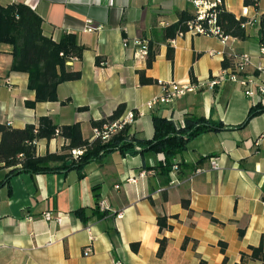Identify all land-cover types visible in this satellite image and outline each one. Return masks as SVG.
<instances>
[{
  "label": "crops",
  "instance_id": "obj_1",
  "mask_svg": "<svg viewBox=\"0 0 264 264\" xmlns=\"http://www.w3.org/2000/svg\"><path fill=\"white\" fill-rule=\"evenodd\" d=\"M13 1L32 8L42 18L43 34L54 41L63 33L76 35L83 51L67 66L79 69L81 76L59 83L56 101L30 106L35 94L27 74L9 70L11 47L0 45V124L23 128L48 116L60 126L78 123L82 137L91 141V122L124 104L121 116L134 114L127 124L134 139L153 137V115L177 127L195 115L226 128L190 139L173 158L178 171L175 178L170 172L167 181L152 168L164 163L163 153L119 150L86 164L81 174L70 169L11 176L0 186V264H222L223 259L238 264L250 246L261 245L264 252V111L244 123L259 97L246 96L243 87L226 78L221 64L225 56L233 60L247 53V72H254L264 0L248 6L255 22L246 26L244 40L188 31L167 39L164 28L178 20V12L195 14L193 0H0ZM221 1L227 11L243 16V0ZM88 21L98 28L86 30ZM136 41L155 51L151 66L146 56L135 55ZM140 71L155 82L141 85ZM213 79L221 81L210 85ZM173 82L191 89L148 107L162 93L161 83ZM65 143L59 136L41 139L35 151L59 152ZM211 156L219 169L209 168ZM6 172L0 169V180ZM96 183L99 212L107 213L83 222L73 211L94 206L91 187ZM159 215L170 228L159 231ZM113 228L116 233L109 236L106 230ZM157 238L167 242L160 257ZM131 243L138 244L135 251ZM86 246L92 250L87 255ZM245 264L262 262L247 259Z\"/></svg>",
  "mask_w": 264,
  "mask_h": 264
},
{
  "label": "trees",
  "instance_id": "obj_2",
  "mask_svg": "<svg viewBox=\"0 0 264 264\" xmlns=\"http://www.w3.org/2000/svg\"><path fill=\"white\" fill-rule=\"evenodd\" d=\"M247 6H256L258 0H243ZM216 12V25L225 36L235 37L240 40L247 38L246 17H236L227 11L221 4L214 8ZM195 15L187 10L178 12V20L164 28L167 39L174 38L178 34L187 31V23L194 19ZM260 44H264V13L259 22ZM11 47L12 61L9 70L27 74L28 88L34 91V101L28 103L33 106L36 102L56 101L57 85L65 81L77 80L81 76L79 69H69L67 62L72 57H81L83 46L77 41L74 33H63L58 41L43 34L42 18L29 6L21 2H0V45ZM155 57V51L147 45L146 66H151ZM167 57L172 59V49L168 46ZM232 57H224L222 67L226 69L232 64ZM155 82L152 78L139 72L141 85ZM125 110L124 104H119L107 117L92 121L94 128L101 129L118 120ZM264 111V107L256 104L251 107L244 120L246 123L253 116ZM154 133L150 140L134 139L129 135L127 125L117 132L109 135L105 140L95 137L89 141L82 137L78 123L69 125H57L48 116H41L38 124H27L23 128H12L7 124H0V169H7L4 178L0 180V186L8 178L20 173H47L75 169L81 174L83 167L100 160L104 155L119 150L121 153L144 154L163 153L164 163L154 166L155 173L164 177L167 181L173 166V158L182 151L188 141L205 131H219L226 127L221 122H214L203 117L187 115L182 127H177L171 120L153 115ZM59 136L66 143L59 152H46L37 155L36 142L41 139L50 140ZM72 150H81V154L74 157ZM69 162V163H68ZM148 169H151L150 167ZM94 206L92 208L80 207L73 214L81 221L86 222L89 216L103 217L107 211L99 212L100 185L91 187ZM152 202V200H150ZM182 205L188 208V202L182 200ZM89 211V213H88ZM159 231L170 228L165 216H157ZM107 234L116 233L115 228ZM242 234V231H239ZM159 247L157 256L160 257L166 249V239L157 238ZM135 251L137 243H131ZM250 254L241 253L240 263L245 264L247 259H257L264 264V252L261 245L250 246ZM222 264H225L223 259Z\"/></svg>",
  "mask_w": 264,
  "mask_h": 264
},
{
  "label": "built area",
  "instance_id": "obj_3",
  "mask_svg": "<svg viewBox=\"0 0 264 264\" xmlns=\"http://www.w3.org/2000/svg\"><path fill=\"white\" fill-rule=\"evenodd\" d=\"M221 0H193L195 6V17L187 23L188 32L204 34V35H215L221 39L227 37L222 34L221 29L216 25V12L214 8L221 4ZM249 7L245 6L241 10V14L246 17L245 26L252 25L255 22L254 17L249 16ZM91 24L90 21L86 24V30L92 31L97 29ZM126 41V40H125ZM126 45V42H124ZM135 45L137 50L135 55L139 57H145L147 53V43L144 41H136ZM76 59V57H72ZM251 64L250 55L247 53H240L234 56L231 66L224 69L226 78L235 82L243 87L244 94L248 97L258 96V104L264 107V44L259 45L258 62L254 66V72L248 73L247 68ZM223 80V78H222ZM221 80L213 79L210 81V85L218 84ZM162 93L154 97L148 102V107H152L156 104H166L171 102L176 96L184 94L186 91L191 89V86L179 84V83H161ZM134 114L131 111L126 112L118 120L112 122L109 125H104L101 129L95 128V137H100L105 140L109 137L111 132L115 129H121L123 126L132 122ZM81 150H72V155L76 157L81 154ZM209 168L211 170L219 169L217 158L214 156L209 157ZM178 171V165L173 164L171 174L175 178V174ZM199 170H197L198 172ZM57 221H60L59 217H56ZM91 247L86 246L83 250V254L87 255L91 252Z\"/></svg>",
  "mask_w": 264,
  "mask_h": 264
},
{
  "label": "water",
  "instance_id": "obj_4",
  "mask_svg": "<svg viewBox=\"0 0 264 264\" xmlns=\"http://www.w3.org/2000/svg\"><path fill=\"white\" fill-rule=\"evenodd\" d=\"M69 163V162H68Z\"/></svg>",
  "mask_w": 264,
  "mask_h": 264
}]
</instances>
